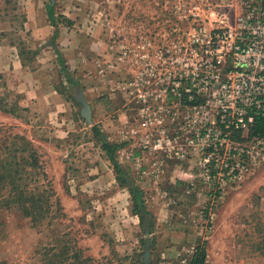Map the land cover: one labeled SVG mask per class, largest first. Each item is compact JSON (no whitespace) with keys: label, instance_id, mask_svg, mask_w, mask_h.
Here are the masks:
<instances>
[{"label":"built area","instance_id":"1","mask_svg":"<svg viewBox=\"0 0 264 264\" xmlns=\"http://www.w3.org/2000/svg\"><path fill=\"white\" fill-rule=\"evenodd\" d=\"M134 2L111 23L122 154L141 183L173 164L212 206L264 163V0Z\"/></svg>","mask_w":264,"mask_h":264},{"label":"rangeland","instance_id":"2","mask_svg":"<svg viewBox=\"0 0 264 264\" xmlns=\"http://www.w3.org/2000/svg\"><path fill=\"white\" fill-rule=\"evenodd\" d=\"M127 8L121 15L141 9ZM147 8L151 9L149 5ZM19 21L15 28L20 26ZM22 42L24 45L17 41L22 48L35 45L25 39ZM21 55L31 67L38 65L33 72L41 84L53 83L63 105L58 114L50 113L36 100L23 108L15 99V79L0 74V99L9 111L0 112V148L8 142V135L23 136L32 143L55 193L53 201L57 199L51 210L56 218L33 228L19 214L7 212L1 216L0 264H43L41 250L57 245L58 240L70 247L75 245L101 264H133L139 257L143 260L146 239L138 217L132 214L131 196L117 183L111 163L92 132L93 126L98 127L111 142L118 117L122 112L128 116L124 98L113 92V109L97 102V119L88 125L80 117L75 85L60 73L57 57L50 60L51 56L40 49L36 54ZM43 70L48 78L41 75ZM69 73L82 92L90 87L75 77V72ZM122 150L117 151L116 161L134 184ZM174 167H168L171 179L167 181L147 186L135 183L138 189L144 185L142 197L150 214L148 263L187 264L193 246L204 241L206 264H264V254L259 250L264 232V163L212 206H205V199L189 194L185 184L174 179Z\"/></svg>","mask_w":264,"mask_h":264},{"label":"crops","instance_id":"3","mask_svg":"<svg viewBox=\"0 0 264 264\" xmlns=\"http://www.w3.org/2000/svg\"><path fill=\"white\" fill-rule=\"evenodd\" d=\"M54 4V18L61 17L57 29L49 23L47 0H0V74L15 79L13 90L19 106L27 108L36 100L50 113L58 114L59 107L63 105L61 95L52 82L40 83L36 71L33 72L38 65L31 67V62L25 61L21 54H36L40 49L42 54L51 56L50 60L52 56L61 57L66 68L76 73L75 77L81 78L84 84H90L83 91V96L91 107L92 119L96 121L97 102H104L108 109L114 108L112 87L115 74L109 68L116 59V49L111 41L112 19L121 17L122 9L126 11L127 7L137 8L139 4L134 0H55ZM143 12L142 9L134 11L136 14ZM18 19L20 26L15 28ZM62 19L72 21L73 25L67 27ZM22 39L32 41L35 45L22 48L17 44L18 41L24 45ZM40 44L43 47H39ZM43 68L45 65L39 69ZM45 73L41 71V75L48 78ZM86 95H89L90 100L86 99ZM118 118L115 132L112 131L114 137L110 141L123 144L119 150L125 152L130 148L123 133V124L128 117L122 112ZM123 118L125 120L121 121ZM126 164L133 177L131 161L126 160ZM168 171L166 168L161 181L168 180ZM174 173V179L177 180L176 167ZM132 179L135 186L141 183L135 177ZM143 186L139 189L141 192H144Z\"/></svg>","mask_w":264,"mask_h":264},{"label":"trees","instance_id":"4","mask_svg":"<svg viewBox=\"0 0 264 264\" xmlns=\"http://www.w3.org/2000/svg\"><path fill=\"white\" fill-rule=\"evenodd\" d=\"M54 6L55 4L50 5L49 0L47 17L50 25L57 29L61 17L54 18ZM62 22L67 27L73 25V22L67 19H62ZM57 59L60 73L65 80L77 86L78 82L69 73L62 58L57 57ZM2 103L3 101L0 102V111L9 113L6 111L7 105H2ZM92 132L98 137L101 149L111 163L117 183L129 191L132 200V214L138 217L143 232L145 228L150 232V214L144 205L142 192L130 182L115 158L117 151L124 145L109 142L96 126L92 127ZM7 138L8 144L0 148V217L7 212H13L29 220L33 228H39L56 218L51 211L57 200L53 201L55 193L43 169L40 156L32 143L17 134L8 135ZM65 236L64 234L63 237ZM259 250L264 254V232L262 246ZM40 254L43 264H101L85 256L84 252L75 245L68 246L64 240H58L57 245L51 248L45 247ZM206 257V243L197 241L187 264H206ZM133 264L145 263L139 257Z\"/></svg>","mask_w":264,"mask_h":264},{"label":"water","instance_id":"5","mask_svg":"<svg viewBox=\"0 0 264 264\" xmlns=\"http://www.w3.org/2000/svg\"><path fill=\"white\" fill-rule=\"evenodd\" d=\"M55 3V0H50V5H53ZM74 98L76 102L81 106L80 108V117L85 121L86 124L91 125L92 123V113H91V107L86 102L82 89L79 85L75 86V94ZM144 236H145V251L143 256V262L145 264H148L149 259V231L147 228L144 229Z\"/></svg>","mask_w":264,"mask_h":264}]
</instances>
